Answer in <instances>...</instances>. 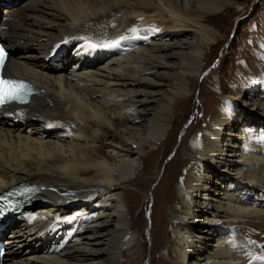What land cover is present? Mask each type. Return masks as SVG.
<instances>
[{
	"label": "bare ground",
	"instance_id": "6f19581e",
	"mask_svg": "<svg viewBox=\"0 0 264 264\" xmlns=\"http://www.w3.org/2000/svg\"><path fill=\"white\" fill-rule=\"evenodd\" d=\"M3 2L4 72L37 91L27 104L0 106V192L22 181L40 188L1 232L4 264H133L148 225L135 210L143 214L151 197L149 264L163 224L165 264H264V245L242 230L260 226L264 237L260 73L207 99L210 112L175 181L165 171L150 190L144 176L160 173L158 154L178 130L174 115L194 96L202 101L195 86L206 49L222 36L214 22L236 0ZM121 36L117 47L99 46Z\"/></svg>",
	"mask_w": 264,
	"mask_h": 264
},
{
	"label": "rangeland",
	"instance_id": "374dc122",
	"mask_svg": "<svg viewBox=\"0 0 264 264\" xmlns=\"http://www.w3.org/2000/svg\"><path fill=\"white\" fill-rule=\"evenodd\" d=\"M217 19L218 20H216L214 24H217L222 36H220L217 45H210L206 49V54L208 55L209 53L211 57L205 60L204 73L201 76L199 84L195 86V89L197 90L201 87L199 94L203 96L202 101L198 102V97L194 96L192 102L191 100H187L182 108L179 109L178 112L174 115V125L178 126V130L173 135L172 139L167 143L170 144L166 145L167 147L164 148V150L162 148L163 152L161 151V154H158V159L163 161L160 173L159 175H156L157 170L153 168L152 171L151 168L144 175L147 180V186H150V190H154L159 185L158 183L166 173L165 171H167V174L173 171L174 180L177 178L179 171H182L184 167H186L185 157L186 155L191 154L189 151V146H191L193 140L195 141V137L197 135L196 133L197 131L201 130L204 117L209 114L212 106V100L207 101V99L222 96V92L221 90H219V86L225 85L227 86V88H229V86H237V84H241L240 82H242L245 75L249 71L258 72L262 76H264V0H236V2H234L233 6L229 10L220 12ZM1 20L2 19L0 18V24ZM189 120L190 123H188ZM188 125H190V127L187 131H185V128ZM173 127V125L170 126L169 133L171 132ZM183 132L185 136L187 134V139L183 143L184 145L181 146V136L183 135ZM166 137L167 135L165 136V138ZM178 150L180 151L179 153H177ZM166 152L169 153L166 155ZM164 154L166 155V157L163 158ZM174 157L176 158L175 160H173ZM165 163H170L169 167ZM127 187L132 191L139 193L140 195L143 194L142 191L138 190V188H135L134 186ZM173 190L174 189L171 188L169 193H173ZM153 196L155 204V194H153ZM151 198L152 199H150L148 204H146L147 207L145 208V210H143V214L141 212V206L137 207L135 210L136 217H138L140 213L145 218V222H148L147 227L149 231L152 228L151 226H149L150 214H153V197ZM169 203L171 202L166 201L165 205H162L163 211H167L170 208ZM249 225L251 224L244 223L242 225V230L245 232L248 229L247 233L250 237V240H248L250 241L251 245H253L254 247L264 245V237L262 236L261 232L262 228H260L259 226L257 229H253ZM147 227L146 230H144L145 228H142L141 226L139 228L140 235L138 240L134 244L135 247L133 246L134 248L132 249H135V251L138 249L140 256L138 257V259L134 260L133 264L150 263L151 255L149 254L152 246V241L151 235L149 234V231H147ZM165 229L167 230L166 225L163 224L160 230L157 231V242L154 245L155 260L153 264H165L164 261L161 262L159 260L163 250H165L164 243L166 241L167 235ZM141 242L143 243L140 244ZM164 260H166L165 262H167V258H165Z\"/></svg>",
	"mask_w": 264,
	"mask_h": 264
},
{
	"label": "snow or ice",
	"instance_id": "6c2138e0",
	"mask_svg": "<svg viewBox=\"0 0 264 264\" xmlns=\"http://www.w3.org/2000/svg\"><path fill=\"white\" fill-rule=\"evenodd\" d=\"M132 31H136V29H132ZM149 32L159 31L158 28H150ZM148 37H143V39H147ZM127 39L125 36H121L118 41H112L111 43H104L99 45L100 47H117L120 42ZM91 48H95L96 45H90ZM6 49L0 45V68H2L5 64L7 58ZM30 92V85L24 83L23 81L15 80V79H6L3 76H0V106L7 105L11 102H26V99ZM3 213H0L2 215Z\"/></svg>",
	"mask_w": 264,
	"mask_h": 264
}]
</instances>
